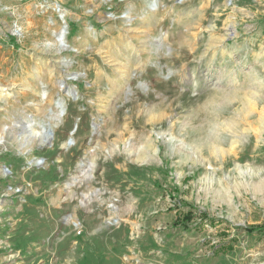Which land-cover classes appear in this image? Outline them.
I'll use <instances>...</instances> for the list:
<instances>
[{"label":"rangeland","instance_id":"1","mask_svg":"<svg viewBox=\"0 0 264 264\" xmlns=\"http://www.w3.org/2000/svg\"><path fill=\"white\" fill-rule=\"evenodd\" d=\"M261 224L264 0H0V264H264Z\"/></svg>","mask_w":264,"mask_h":264},{"label":"trees","instance_id":"2","mask_svg":"<svg viewBox=\"0 0 264 264\" xmlns=\"http://www.w3.org/2000/svg\"><path fill=\"white\" fill-rule=\"evenodd\" d=\"M245 230H246V232L248 234H252L254 232H256V233H262V237H264V224L255 225V226H252V227H248V228H245Z\"/></svg>","mask_w":264,"mask_h":264}]
</instances>
